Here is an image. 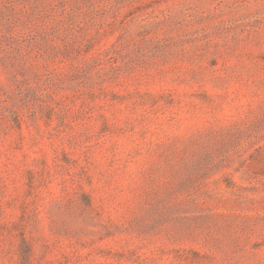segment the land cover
<instances>
[{
    "label": "rangeland",
    "instance_id": "obj_1",
    "mask_svg": "<svg viewBox=\"0 0 264 264\" xmlns=\"http://www.w3.org/2000/svg\"><path fill=\"white\" fill-rule=\"evenodd\" d=\"M0 264H264V0H0Z\"/></svg>",
    "mask_w": 264,
    "mask_h": 264
}]
</instances>
